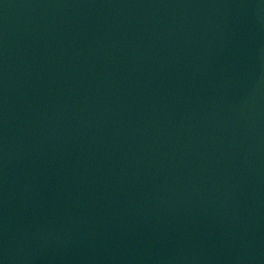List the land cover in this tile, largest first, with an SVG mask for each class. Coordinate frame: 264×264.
<instances>
[{"label":"water","instance_id":"water-1","mask_svg":"<svg viewBox=\"0 0 264 264\" xmlns=\"http://www.w3.org/2000/svg\"><path fill=\"white\" fill-rule=\"evenodd\" d=\"M0 264H264V0H0Z\"/></svg>","mask_w":264,"mask_h":264}]
</instances>
